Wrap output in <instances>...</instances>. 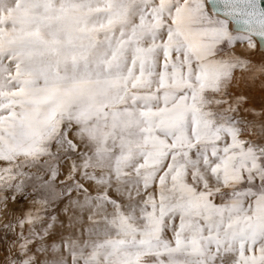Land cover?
I'll use <instances>...</instances> for the list:
<instances>
[{"label": "snow or ice", "instance_id": "1", "mask_svg": "<svg viewBox=\"0 0 264 264\" xmlns=\"http://www.w3.org/2000/svg\"><path fill=\"white\" fill-rule=\"evenodd\" d=\"M0 264H264V0H0Z\"/></svg>", "mask_w": 264, "mask_h": 264}]
</instances>
